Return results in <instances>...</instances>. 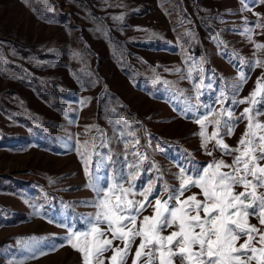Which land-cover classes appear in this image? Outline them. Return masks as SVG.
<instances>
[{
	"label": "rangeland",
	"instance_id": "rangeland-1",
	"mask_svg": "<svg viewBox=\"0 0 264 264\" xmlns=\"http://www.w3.org/2000/svg\"><path fill=\"white\" fill-rule=\"evenodd\" d=\"M246 7L241 0H0V264H83L66 237L90 227L97 211L90 185L127 186L135 171L129 165H140L136 188L154 180L155 195L161 174L175 189L181 167L195 175L214 158L232 162L202 150L195 115L219 110L221 91L227 107L241 70L250 78L238 98L264 73L250 68L264 61V48H256L264 45L261 30L254 43L240 34L244 18L248 27L264 23L256 15L264 17V5L248 0ZM117 15L124 20L112 19ZM202 56L197 101V70L187 78V69ZM197 103L199 112L188 118L185 109ZM248 106L235 107L236 116ZM246 123L225 137L232 148Z\"/></svg>",
	"mask_w": 264,
	"mask_h": 264
},
{
	"label": "snow or ice",
	"instance_id": "snow-or-ice-1",
	"mask_svg": "<svg viewBox=\"0 0 264 264\" xmlns=\"http://www.w3.org/2000/svg\"><path fill=\"white\" fill-rule=\"evenodd\" d=\"M44 3L47 4V0ZM247 4L248 0H241L244 10L250 11ZM252 4L264 5V0H252ZM256 15L264 18L260 13ZM112 19L123 21L124 15ZM244 24L240 34L250 42L254 43L255 29H260V34L264 35V23L260 19L252 22L253 27H248L249 22L244 18ZM96 31H102L101 24L97 25ZM184 35L190 42L195 40L191 30ZM256 48H264V45L256 44ZM203 63L202 56L199 60L194 59L187 69V78L192 77L193 69L197 70V101L199 89L204 84ZM243 63L240 60V64ZM256 67L264 69V61H252L250 68ZM249 78L243 70L239 72L227 107L224 105L229 96L221 91L215 102L220 105L219 110L215 105L208 106L203 113L195 115L202 150L209 156H214V151L231 156V163L214 158L195 175L186 173L181 167L177 174L179 186L175 189L169 188L161 174L155 178L161 184V190L155 195L154 180L136 188L139 163L129 165L135 171L126 178L127 186L120 182L99 188L90 185L97 194L94 201L96 214L86 231L72 232L66 237L71 247L81 253L83 264H105L106 261L107 264H128L129 256L131 264H264V191H258L264 189V122L258 119L264 116V109L255 107L264 104V95H261L264 93V73L256 79L248 97L238 98ZM242 104L249 106L236 116L234 108ZM199 108L197 103L185 109L188 118L199 112ZM111 112L115 114L116 109L112 108ZM119 121L127 125L123 116ZM244 121L247 122L245 131L237 146L232 148L225 142V137H231L237 123ZM209 125L213 126L210 134L207 131ZM138 144L137 139L133 147ZM81 147L85 149L84 155L89 156L86 151L88 141ZM135 155L140 161L146 159L139 151ZM192 188L199 192L186 195ZM148 209L151 213L144 215ZM250 217L258 224H252ZM117 241L119 243H115ZM109 252L111 255L106 256Z\"/></svg>",
	"mask_w": 264,
	"mask_h": 264
}]
</instances>
